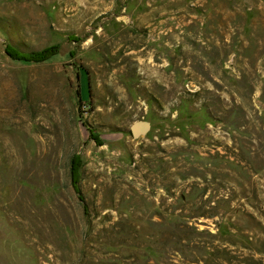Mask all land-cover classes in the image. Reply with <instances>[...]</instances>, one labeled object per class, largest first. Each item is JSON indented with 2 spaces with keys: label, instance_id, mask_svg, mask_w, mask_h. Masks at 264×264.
I'll list each match as a JSON object with an SVG mask.
<instances>
[{
  "label": "rangeland",
  "instance_id": "rangeland-1",
  "mask_svg": "<svg viewBox=\"0 0 264 264\" xmlns=\"http://www.w3.org/2000/svg\"><path fill=\"white\" fill-rule=\"evenodd\" d=\"M0 264H264V0H0Z\"/></svg>",
  "mask_w": 264,
  "mask_h": 264
},
{
  "label": "trees",
  "instance_id": "trees-1",
  "mask_svg": "<svg viewBox=\"0 0 264 264\" xmlns=\"http://www.w3.org/2000/svg\"><path fill=\"white\" fill-rule=\"evenodd\" d=\"M5 53L8 57H10L14 61H22V62H27V63H32V62H40L43 60H47L55 56L56 50L54 52H50L49 50H44V51H31L29 53H25L20 51V49L15 46L14 44L11 43H6L5 45ZM76 166L73 167L72 169V183L73 187L77 190V183H78V175H79V166L80 162L77 160Z\"/></svg>",
  "mask_w": 264,
  "mask_h": 264
},
{
  "label": "water",
  "instance_id": "water-1",
  "mask_svg": "<svg viewBox=\"0 0 264 264\" xmlns=\"http://www.w3.org/2000/svg\"><path fill=\"white\" fill-rule=\"evenodd\" d=\"M150 128V124L146 121H137L132 124L130 128L131 135L134 138L139 137L142 134H145Z\"/></svg>",
  "mask_w": 264,
  "mask_h": 264
}]
</instances>
